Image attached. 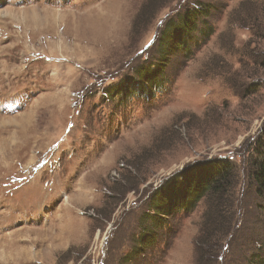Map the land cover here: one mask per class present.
<instances>
[{
    "label": "rangeland",
    "instance_id": "rangeland-1",
    "mask_svg": "<svg viewBox=\"0 0 264 264\" xmlns=\"http://www.w3.org/2000/svg\"><path fill=\"white\" fill-rule=\"evenodd\" d=\"M201 1L211 9L208 42L191 59L170 58L152 99L118 103L106 88L136 82L166 23L195 0H0V264L264 256V197L253 195L245 167L264 124V39L246 26L264 24V0ZM215 157L230 158L240 180L234 243L202 257L200 202L176 232L121 262L151 192Z\"/></svg>",
    "mask_w": 264,
    "mask_h": 264
},
{
    "label": "trees",
    "instance_id": "trees-1",
    "mask_svg": "<svg viewBox=\"0 0 264 264\" xmlns=\"http://www.w3.org/2000/svg\"><path fill=\"white\" fill-rule=\"evenodd\" d=\"M210 11L208 3L195 0L193 7L185 9L176 20H169L158 36L155 62L137 68L136 82L129 78L120 88V82L107 87L106 94L113 91L112 96L118 98V103L141 96L152 99L155 93L165 88V68L170 58L177 55L191 59L208 42L214 31L208 20ZM259 13L264 20V3ZM257 23L246 26L250 38L264 39V24ZM245 167L247 178L253 184V195L264 197V124L252 143ZM239 181L232 160L221 157L188 164L166 178L148 197L146 210L138 218L140 229L136 241L120 261H132L152 248L160 237L176 232L179 222L188 217L200 202L204 209L197 240L203 250L202 257L214 255L226 242L228 245L234 243L235 225L243 213L237 211L238 207H243L237 196ZM257 258L256 264H264L261 249Z\"/></svg>",
    "mask_w": 264,
    "mask_h": 264
},
{
    "label": "bare ground",
    "instance_id": "bare-ground-1",
    "mask_svg": "<svg viewBox=\"0 0 264 264\" xmlns=\"http://www.w3.org/2000/svg\"><path fill=\"white\" fill-rule=\"evenodd\" d=\"M109 11V10H108ZM29 120V117H24V119H23V124H25L27 121ZM10 122H12V119H9V121H8V123H10ZM5 160H6V158H5ZM4 160V161H5ZM69 237V236H68Z\"/></svg>",
    "mask_w": 264,
    "mask_h": 264
}]
</instances>
